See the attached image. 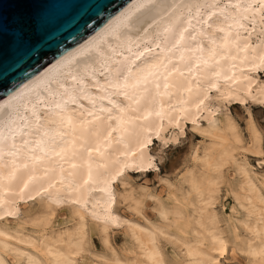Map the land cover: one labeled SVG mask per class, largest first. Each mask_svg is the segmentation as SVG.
Returning a JSON list of instances; mask_svg holds the SVG:
<instances>
[{
	"label": "bare ground",
	"instance_id": "obj_1",
	"mask_svg": "<svg viewBox=\"0 0 264 264\" xmlns=\"http://www.w3.org/2000/svg\"><path fill=\"white\" fill-rule=\"evenodd\" d=\"M262 28L264 0H133L1 98L0 264H80L89 222L109 249L114 227L127 233V254L94 255L102 263L224 264L237 251L264 264V180L244 153L261 158L264 137L250 115L245 148L230 114L213 118L224 102L264 103ZM188 120L210 143L169 185L172 202L144 187L159 223L138 209L136 219L117 214L115 180L155 167L153 137L166 142L173 127L175 139ZM225 183L241 215L232 222L222 214ZM62 204L75 224L48 227ZM10 217L31 227L11 228Z\"/></svg>",
	"mask_w": 264,
	"mask_h": 264
},
{
	"label": "rangeland",
	"instance_id": "obj_2",
	"mask_svg": "<svg viewBox=\"0 0 264 264\" xmlns=\"http://www.w3.org/2000/svg\"><path fill=\"white\" fill-rule=\"evenodd\" d=\"M264 32V28H262ZM262 37L264 40V35ZM252 40H255L253 37ZM260 80H264V71H259ZM212 95L214 90L211 91ZM215 103H219V99L215 98ZM223 105V106H222ZM217 112L213 115L216 122L222 123L225 120L224 115L230 114L239 124L241 132L243 134L245 148L251 147V133L249 116L251 115L255 125L262 133L264 137V103L256 101L254 99L245 97L239 100H231L230 102H224L219 104ZM211 121V119H210ZM199 123L205 124L204 120ZM175 128L171 127L166 133V142L161 141L157 136L153 137L152 143L149 144V151L154 156L155 167H150L145 170H128L125 172V177L122 182L115 180V188L119 192L118 204L115 207L117 214L123 217L136 219V209L141 210L144 216L153 223H159L156 210V200L151 199L145 192L144 187L149 188V193L153 192L158 195L161 201L172 202L174 187H170V184L177 185L179 178L182 174L191 168L193 160V152L196 148H201L210 143L209 137L204 131V128H197L193 125L191 120L186 121V125L182 131H179L174 138ZM176 140V141H175ZM264 152V142L262 146ZM244 153L247 155L248 162L254 169V172L264 180V155L259 157H253L252 154L246 150ZM230 179L235 177L234 170L229 173ZM227 183L223 185V191L221 193L222 214L224 218H229L232 222L233 219H241L239 210L234 202L232 196L227 192ZM133 189L132 196L130 189ZM22 204V203H21ZM69 204H62L56 211V217L53 220H49L48 227L57 229L63 227H71L75 224V220L72 219L71 210ZM232 211V212H231ZM237 211V212H236ZM67 218V220H66ZM69 218V220H68ZM9 227L18 228L20 225L29 229V224L20 220V223L16 222L18 219L10 217ZM65 221V222H64ZM69 221V222H68ZM52 223V224H51ZM20 224V225H19ZM65 224V225H64ZM88 235L90 246L89 252L82 254L80 264H117L112 261L102 263L95 258L94 255L99 257L104 256L111 258V251L118 253L120 256H124L126 253V246L129 244L127 239V233L123 226L114 227L110 231V249L106 246L100 230L92 223H88ZM165 253L168 257H171V247L164 244ZM111 250V251H110ZM101 257V258H104ZM224 264H254L247 256L235 251L233 255L229 254L226 259L223 260Z\"/></svg>",
	"mask_w": 264,
	"mask_h": 264
},
{
	"label": "water",
	"instance_id": "obj_3",
	"mask_svg": "<svg viewBox=\"0 0 264 264\" xmlns=\"http://www.w3.org/2000/svg\"><path fill=\"white\" fill-rule=\"evenodd\" d=\"M133 0H0V99L72 51Z\"/></svg>",
	"mask_w": 264,
	"mask_h": 264
}]
</instances>
